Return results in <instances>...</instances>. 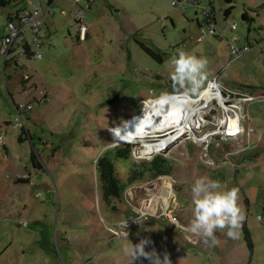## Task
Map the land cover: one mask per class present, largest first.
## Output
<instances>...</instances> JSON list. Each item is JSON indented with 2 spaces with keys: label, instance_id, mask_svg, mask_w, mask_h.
I'll use <instances>...</instances> for the list:
<instances>
[{
  "label": "rangeland",
  "instance_id": "rangeland-1",
  "mask_svg": "<svg viewBox=\"0 0 264 264\" xmlns=\"http://www.w3.org/2000/svg\"><path fill=\"white\" fill-rule=\"evenodd\" d=\"M42 2L25 0L0 8V18L5 20L29 3ZM75 4L56 1L52 16L56 26L45 23L42 29V59L24 56L22 69L11 66L5 72L14 103L32 106L23 117L25 134L4 85L0 58V264H129L125 248L144 238L150 240L146 251L154 248L161 258L167 254L171 264H264V224L257 219L264 217V98L245 104L249 97L233 95L225 106L215 98L209 103L201 98L215 77L222 88L227 85L254 96L264 93V43L253 31L259 17L253 14L249 36V23L242 18L250 11L249 0H216L224 38L204 41L196 21L199 18L202 24L200 12L175 8L169 0H96L90 10ZM231 7L226 20L220 12ZM82 10L90 27L85 42L78 40L73 17ZM228 22L238 29L232 31ZM234 37L239 38V47L249 44L252 50L229 65L228 41ZM180 51L207 61L204 83L191 96L192 103L179 98L182 93L171 79V59ZM162 102L199 108L194 116L196 127H186L181 133L169 128L145 140L162 143L156 149L165 150L172 177L131 185L133 194L139 195L133 203L138 223L129 238L111 239L109 229L119 231L121 221L135 217L125 197L130 167L127 160L114 159L125 190L121 199L112 201L114 210L103 197L98 162L116 145L112 129H125L143 111ZM226 109L241 115L243 132L236 136L221 132ZM130 144L137 165L162 152L155 150L151 155L142 144ZM202 177L237 190V203L245 214L237 238H228L224 229L215 233V245L200 240L194 246L186 230L142 210L143 200L156 197L159 182L164 185L166 178L165 182H175V215L186 227L192 219L191 186ZM258 231L262 236L254 240ZM132 264L149 261L140 257Z\"/></svg>",
  "mask_w": 264,
  "mask_h": 264
},
{
  "label": "built area",
  "instance_id": "built-area-1",
  "mask_svg": "<svg viewBox=\"0 0 264 264\" xmlns=\"http://www.w3.org/2000/svg\"><path fill=\"white\" fill-rule=\"evenodd\" d=\"M77 5L84 4L86 10L89 7V4L93 0H73ZM171 6L183 8V7H194L201 14L202 24L206 26L207 30L201 26L200 32V40L204 41L208 37H217L224 38V35L218 30L217 22H216V11L214 9V2L216 0H169ZM51 0H43L42 3H32L31 7L23 8L18 13L15 14L13 20H9L3 22L0 19V58H3L4 61V85L6 90L8 91L7 79L5 72L7 70V66L9 67H22L21 59L26 56L28 58H33L36 60L42 59V21L41 17L45 12L53 13V10L50 8ZM46 6V8L43 6ZM224 17V11L220 12ZM64 15L65 12L63 11ZM76 20L78 22V40L80 42H85L88 37V27L83 22L84 19V11H77L75 14ZM225 18V17H224ZM226 20L228 19L225 18ZM228 26L232 31L237 30V25H231L228 22ZM237 38L234 37L232 40H229V51L230 56L232 57V62L243 58L251 49V46L247 45L244 47H239L236 44ZM217 78L215 77L212 81L209 82V85H214V92L223 94L222 98L224 100V104H227L228 101L231 100V94H225L224 91L221 90L220 86L216 82ZM17 118L16 121H20L19 125L21 128H24L23 123V114L26 111L32 109L31 105L20 104L16 108ZM19 119V120H18ZM227 133V132H226ZM225 134V132H224ZM152 155V154H151ZM142 216H145L143 212ZM258 219L261 223L264 224V217L258 216ZM133 218L131 220H123L119 224V231L111 230L112 237L114 238H123L127 239L130 237L131 229L133 225L138 223V219ZM170 221L173 223L177 222V217H170ZM128 233V235H127ZM210 244V243H209ZM212 245V244H211Z\"/></svg>",
  "mask_w": 264,
  "mask_h": 264
},
{
  "label": "clouds",
  "instance_id": "clouds-1",
  "mask_svg": "<svg viewBox=\"0 0 264 264\" xmlns=\"http://www.w3.org/2000/svg\"><path fill=\"white\" fill-rule=\"evenodd\" d=\"M206 64L205 59L183 51L178 52L171 59V79L174 81V87L178 86L182 93L179 94L182 95L179 98H193L191 96L201 90ZM165 98L174 99L172 96ZM191 195L192 219L186 226L187 232L201 237L212 245L217 243L215 234L217 231L227 229L228 238L238 237L241 224L245 220V214L238 206L236 189H224L219 181L202 177L196 179L192 184ZM149 243L148 238L141 239L136 244L130 242V245L125 248L129 264L140 257L146 258L149 264H171L167 254L161 258L154 248L151 251H146L145 245Z\"/></svg>",
  "mask_w": 264,
  "mask_h": 264
},
{
  "label": "bare ground",
  "instance_id": "bare-ground-1",
  "mask_svg": "<svg viewBox=\"0 0 264 264\" xmlns=\"http://www.w3.org/2000/svg\"><path fill=\"white\" fill-rule=\"evenodd\" d=\"M213 88V84L209 85L201 98H206L208 103L212 102L211 100L215 98V100L219 101L225 106L226 104H224L221 93H215ZM187 99L189 101L192 100H190V97ZM192 102L194 101L192 100L191 103ZM162 103L155 107H151L149 110L143 111L142 114H140L138 118L131 122L125 129H113L110 131V136L114 141L113 143L116 145H122L125 143L142 144V148H144L143 150L145 153L153 154L154 151L157 150L156 148H160L162 146V143L153 144L145 141L150 135L160 134V132L162 133L163 131L173 127L178 130L179 133H181L186 127H196V120L194 116L197 113L199 114V108H189L187 105L181 104L176 107L170 106L169 103L164 105H162ZM234 115H236V111L231 113L230 110H228L227 114H224L221 120V126L219 125L220 129L223 130L221 132L225 131V135L228 137L236 136L241 132L239 127V119L237 115ZM160 151L162 150H157L155 152Z\"/></svg>",
  "mask_w": 264,
  "mask_h": 264
},
{
  "label": "trees",
  "instance_id": "trees-1",
  "mask_svg": "<svg viewBox=\"0 0 264 264\" xmlns=\"http://www.w3.org/2000/svg\"><path fill=\"white\" fill-rule=\"evenodd\" d=\"M23 1H25V0H0V8H6V7H10V6H18ZM227 2L231 3L230 0H227ZM232 9H233V7L224 11L225 12L224 13L225 18H227L231 15ZM20 10H22V9H17L15 11L9 13L7 18L5 20L2 19V21L6 22L9 20H13L15 14L18 13ZM247 16H248L247 12H245L242 15V18L244 21H248ZM42 47H43V39H42ZM143 48L145 49V51L147 53L152 54V52L148 51V49H146L145 47H143ZM8 67L9 66H7V68ZM20 68L22 69V67H15L13 69L18 70ZM30 77L31 76H27L28 79H30ZM172 92L175 93V90H173ZM7 93L9 95V98H11V101L13 102L14 107L16 108L17 106H19L20 104L14 103L13 97L9 92V88H8ZM21 104H23V103H21ZM26 105H30V104H26ZM29 111L24 112V114L29 112ZM24 114H23V116H24ZM22 129H23V133L25 134L24 128H22ZM132 146L133 145H131L130 143H127L125 145H115L114 148L107 149L104 156L98 162V165H97V174H98V179L100 182L101 191L103 193V197L114 210L117 208L112 205V201L115 199H117V200L121 199L122 194L125 191L122 188V185H121V183L117 177L116 169L114 166V159H125V160H127L126 166H127V168L130 167L129 175H128L129 182L127 180L128 187H131V185H133L137 182L142 183L143 181H145V179H149V181L154 182L155 180H158L160 177H168V176L172 177V175H171L172 169L170 168V166L168 164L169 158H167L164 155L165 150L154 155V156H152L151 160L141 161V164L137 165L136 160L133 158ZM165 181H167L166 178H164V182ZM125 220H127V219H125Z\"/></svg>",
  "mask_w": 264,
  "mask_h": 264
},
{
  "label": "crops",
  "instance_id": "crops-1",
  "mask_svg": "<svg viewBox=\"0 0 264 264\" xmlns=\"http://www.w3.org/2000/svg\"><path fill=\"white\" fill-rule=\"evenodd\" d=\"M56 1L57 2H59V0H51V3H50V8L53 10V13L52 14H50L48 11L47 12H45L44 14H43V16L41 17V21H42V29H43V25L46 23V24H50V25H53V27L55 28V24H54V20L55 19H53V17L52 16H54L55 15V8H54V6H55V3H56ZM96 0H93V1H91V3L89 4V7H88V9L87 10H90V8H91V6H92V4L95 2ZM231 2H232V0H230ZM32 5V3H29V7ZM75 5H77V4H75ZM43 6L46 8V6L43 4ZM191 8H193V9H195L194 7H191ZM214 9H215V11H216V7H215V4H214ZM247 9L248 10H250L249 12H247L248 13V16H247V19H248V23H249V27H248V30H247V33H248V35L247 36H249L250 34H251V32H252V30H251V28H253V27H251V24H253L254 23V16H253V14L255 15V13H256V15H258V22H260V23H258V25H257V29H254L253 28V31H254V33H255V35L257 36V37H259L260 38V43L261 42H263L264 43V37H263V32H264V20H262V18H261V16L260 15H264V0H249V5L247 6ZM64 10H62V9H60V14L62 15V16H64V15H66V12H65V14L63 15L62 14V12H63ZM184 12V14H185V11H183ZM222 12V11H221ZM245 13V12H244ZM46 15H48V16H51L50 18V20H45V22H44V20H42V18H44V16H46ZM85 16V15H84ZM196 16V15H195ZM73 17H74V19H75V22L77 23V25H78V22H77V20H76V17H75V14H73ZM196 21H197V25H198V27H199V30L201 29V23H200V19L198 18V19H196ZM3 22H5V21H3ZM83 22L87 25V23L85 22V19H83ZM216 22H217V28H218V30L221 32V30L219 29V24H218V21H217V11H216ZM87 27H88V37H87V40L90 38V27L87 25ZM228 29V28H227ZM238 29V28H237ZM222 33V32H221ZM50 34V33H49ZM41 35H42V39H43V34H42V32H41ZM214 37V36H213ZM214 38H217V37H214ZM237 38V37H236ZM217 39H219V38H217ZM86 40V41H87ZM237 40H239V38H237ZM236 40V41H237ZM246 40L248 41V39L246 38ZM259 43V44H260ZM258 44V43H257ZM258 44V45H259ZM249 45V44H248ZM228 46H229V43H228ZM245 46H247V45H245ZM250 46V45H249ZM244 47V46H243ZM251 50H252V48L250 49V51L248 52V53H250L251 52ZM247 53V54H248ZM230 54V53H229ZM246 54V55H247ZM245 55V56H246ZM244 56V57H245ZM231 57V56H230ZM29 59H31V58H29ZM233 62L232 61H230V64L229 65H231ZM217 78V77H216ZM216 82L218 83V78H217V80H216ZM218 85L220 86V84L218 83ZM220 88L222 89V90H224V92H228V93H230V94H232V97H234L233 95H236V96H240V94L241 95H243V96H246V97H249V100L248 101H246V103L245 104H248V103H250V102H252V101H255L257 98H264V93L262 94V95H258V96H254V95H252V94H249V93H245L244 94V92H241V93H238L239 91H233V90H231V89H229L228 88V86L227 85H224V88H222L221 86H220ZM244 110V109H243ZM236 115H237V117H238V119H239V127H240V131H242L243 132V129H242V126H241V124H242V122H241V115H240V113H238L237 111H236ZM236 115H234V116H236ZM243 123H245V125H247V123L245 122V119H244V122ZM247 129L249 130V126L247 127ZM113 130V129H112ZM111 130V131H112ZM241 133V132H240ZM264 151V150H263ZM172 179V178H171ZM160 183V191H159V194H157L156 195V197H152V196H148V198L147 199H145V200H143V208H142V210H145L146 212H150V214H147V215H149L150 217H153V218H155V219H157V220H159V219H164V222H165V220H167L170 224H173V226H176V227H179L180 229H182V230H186V227L185 226H183V225H181L180 224V222H179V219L177 218V222L176 223H172L171 221H170V217H173V216H176L175 214H176V212H177V209H178V206H177V203H176V195H177V192L175 191V189H174V184H175V182H164V185H163V182H159ZM177 183V182H176ZM131 189H130V187H128V190L125 192V197H126V201H127V203H129L130 204V207H131V209H132V211H130L131 212V214H133L135 217L134 218H137V211L135 210L136 208L134 207V202L136 201V200H138V198H137V195L138 194H133V192H132V190L130 191ZM145 196V198L147 197V195H144ZM138 197H139V195H138ZM147 205V206H146ZM146 207V208H145ZM152 211H154V214L152 215ZM140 215L142 216V213H140ZM146 215V216H147ZM159 216V217H156V216ZM177 217V216H176ZM184 217H186L185 215H184ZM128 218V217H127ZM126 218V219H127ZM263 228L262 229H264V226H262ZM111 230H113V229H109V231H110V233H111ZM261 232H259L258 231V233H256L255 234V237H254V240H255V238H257V240H259L260 238H261ZM111 237H112V235H111ZM186 238L192 243V244H194V246L195 245H198V243H199V241L201 240L204 244H209L206 240H204V239H202L201 237H199V236H194V235H192V234H190L189 232H188V234L186 235ZM251 247H252V250L254 249V247H253V245L251 244Z\"/></svg>",
  "mask_w": 264,
  "mask_h": 264
},
{
  "label": "flooded vegetation",
  "instance_id": "flooded-vegetation-1",
  "mask_svg": "<svg viewBox=\"0 0 264 264\" xmlns=\"http://www.w3.org/2000/svg\"><path fill=\"white\" fill-rule=\"evenodd\" d=\"M172 91H173V90H170V93H171V94H174ZM175 93H177V92H175ZM164 102H165V101H164ZM164 104H168V102H167V103H163L162 105H164ZM172 104H173V103H172ZM179 105H180V104H179ZM168 106H169V105H168ZM170 106H176V107H177L178 105H175V104H174V105H170ZM227 112H228V110L226 109L225 115L227 114Z\"/></svg>",
  "mask_w": 264,
  "mask_h": 264
},
{
  "label": "snow or ice",
  "instance_id": "snow-or-ice-1",
  "mask_svg": "<svg viewBox=\"0 0 264 264\" xmlns=\"http://www.w3.org/2000/svg\"><path fill=\"white\" fill-rule=\"evenodd\" d=\"M234 134V133H233Z\"/></svg>",
  "mask_w": 264,
  "mask_h": 264
}]
</instances>
